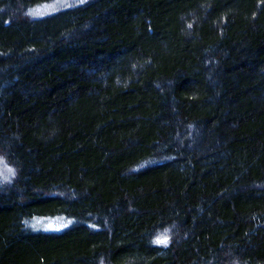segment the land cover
<instances>
[{
    "label": "trees",
    "instance_id": "1",
    "mask_svg": "<svg viewBox=\"0 0 264 264\" xmlns=\"http://www.w3.org/2000/svg\"><path fill=\"white\" fill-rule=\"evenodd\" d=\"M0 264H264V0H0Z\"/></svg>",
    "mask_w": 264,
    "mask_h": 264
},
{
    "label": "rangeland",
    "instance_id": "2",
    "mask_svg": "<svg viewBox=\"0 0 264 264\" xmlns=\"http://www.w3.org/2000/svg\"><path fill=\"white\" fill-rule=\"evenodd\" d=\"M1 179V181L3 180V178H0Z\"/></svg>",
    "mask_w": 264,
    "mask_h": 264
}]
</instances>
